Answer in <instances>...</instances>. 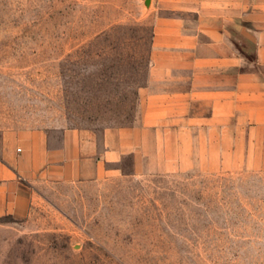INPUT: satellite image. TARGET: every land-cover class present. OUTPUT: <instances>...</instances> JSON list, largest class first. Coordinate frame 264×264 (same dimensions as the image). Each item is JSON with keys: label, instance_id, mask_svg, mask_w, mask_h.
<instances>
[{"label": "rangeland", "instance_id": "obj_1", "mask_svg": "<svg viewBox=\"0 0 264 264\" xmlns=\"http://www.w3.org/2000/svg\"><path fill=\"white\" fill-rule=\"evenodd\" d=\"M199 10L201 0H0V132L140 126L148 95L166 89L150 77L157 20L193 24ZM142 163L125 158L116 175L57 185L26 217L0 219V264H264V170Z\"/></svg>", "mask_w": 264, "mask_h": 264}, {"label": "crops", "instance_id": "obj_2", "mask_svg": "<svg viewBox=\"0 0 264 264\" xmlns=\"http://www.w3.org/2000/svg\"><path fill=\"white\" fill-rule=\"evenodd\" d=\"M150 59L166 89L148 95L138 127L0 132V219L26 217L57 185L116 175L125 158L148 172L264 170V0H201L193 24L157 20Z\"/></svg>", "mask_w": 264, "mask_h": 264}]
</instances>
